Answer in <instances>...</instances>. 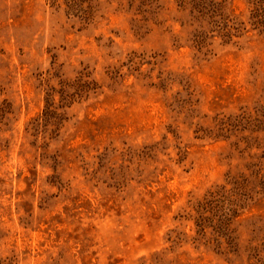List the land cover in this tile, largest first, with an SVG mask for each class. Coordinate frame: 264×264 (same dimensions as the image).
<instances>
[{
    "label": "rangeland",
    "instance_id": "374dc122",
    "mask_svg": "<svg viewBox=\"0 0 264 264\" xmlns=\"http://www.w3.org/2000/svg\"><path fill=\"white\" fill-rule=\"evenodd\" d=\"M0 264H264V0H0Z\"/></svg>",
    "mask_w": 264,
    "mask_h": 264
}]
</instances>
